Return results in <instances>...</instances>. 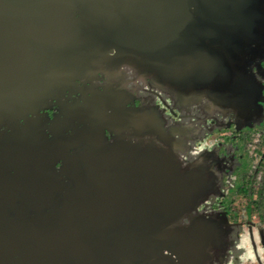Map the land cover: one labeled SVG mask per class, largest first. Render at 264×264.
I'll use <instances>...</instances> for the list:
<instances>
[{
    "label": "flooded vegetation",
    "instance_id": "obj_1",
    "mask_svg": "<svg viewBox=\"0 0 264 264\" xmlns=\"http://www.w3.org/2000/svg\"><path fill=\"white\" fill-rule=\"evenodd\" d=\"M179 1L174 25L151 43L115 20L81 21L84 5L65 4L76 38L42 63L35 94L0 102V264H197L195 218L206 207L189 203L172 213L187 177L175 172L187 171L197 149L186 143L197 128L182 124L188 114L177 117L171 105L189 93L186 83L197 85L196 94L208 92L198 85L218 72L230 73L229 82L213 87L228 95L220 99L243 110L251 101L250 112L262 117L251 130L231 131L242 152L214 193L216 219L225 226L244 219L264 256V77L252 96L240 71L248 67L247 42L257 36L264 0ZM257 71L264 73V58ZM139 92L153 99L151 108L140 109ZM169 127L186 135L178 154ZM198 141L209 155L221 143Z\"/></svg>",
    "mask_w": 264,
    "mask_h": 264
},
{
    "label": "rangeland",
    "instance_id": "obj_2",
    "mask_svg": "<svg viewBox=\"0 0 264 264\" xmlns=\"http://www.w3.org/2000/svg\"><path fill=\"white\" fill-rule=\"evenodd\" d=\"M263 17L264 6L262 10L259 11L258 18L255 22L257 36L254 33L249 34L250 39L247 42L249 56H246V60L249 61L248 67L244 65L245 69L240 68V71L244 70L247 72V75L242 77L244 79L241 80L252 82V96L253 94L259 93L260 88L258 87L257 90V85L260 84L257 77H264V73L257 71L258 60L264 58ZM234 72L237 74L235 69L231 70V73ZM221 74L222 72H218L212 77H207L204 83L198 85L200 88L204 86L203 89H209L207 90L208 92H197L196 94L192 91L198 88L197 85L191 87L186 83L188 88L185 89H188L189 93L182 95L181 100L179 99L182 105H171L177 117L181 115L185 117V114H188L186 119H182V124L187 121L191 125L195 124L193 127L197 128H195L196 130L192 128V131L194 129L195 133L193 135H188L186 143L187 146H195L197 149L188 156L187 171H185V169H180V171L178 170L175 172L176 176L180 174L183 176L187 172V177L181 180V183L183 182L185 184V195L176 198L172 213L176 214V212H178L180 214V210L185 207V204L188 205L189 203L198 207H206L205 210L196 214L197 218H195L198 219L197 221L199 222V239L197 242L199 253L197 254V260H200L197 261V264H264V256L262 257L259 250L258 239H260V237L257 235L255 236V233L252 231L251 233L246 231V228L242 226L244 219L241 221V226H225V224L222 223L224 221L222 217H219V220L216 219L215 204L213 205V202H215L214 193L220 188V179L227 175V172L235 165H238L236 163L239 160H236V158L239 152H242L239 146L234 143L231 131L239 133L245 129L251 130L256 126L253 124H260L258 121L262 117L260 113L250 112L251 101L246 100L244 102L247 108L243 110L241 107L233 109L231 106L224 103L226 100L223 102L222 99H220L224 97L226 99L228 95L221 94L222 92L216 93L213 87L223 86L225 82L230 81H225V77H228L230 73L224 72L222 77ZM130 75L131 72L129 73L127 70L123 73V78L127 76L130 77ZM136 75L138 76V74ZM221 78H224V81ZM206 82H208V85ZM220 83H222V85ZM142 86L143 88L139 89L149 87L146 84ZM144 96L145 92L138 93L139 102H142L141 98ZM164 96L165 95H162L160 99L162 100ZM145 98L146 96L143 98V101ZM152 100V98H149V100L146 99L144 104L139 106L140 109L144 110L151 108L150 103H155ZM158 104L162 106L163 102L158 100ZM186 107L187 110L185 109ZM162 116H165L167 120L170 118L167 115ZM200 123H202L201 126L199 125ZM165 132L167 134V140L172 143V146L174 145L175 150H178L177 154L180 153L185 146H183L182 142H184L186 135L182 134L181 137H178L177 134L174 133L179 134V132L174 127H169ZM172 138L174 140H172ZM195 138L199 140L198 143L201 140L204 141V139H209L210 146L214 143H221L214 145L210 151L211 155H209L205 152L204 146L202 147L201 143H199V146L195 144ZM174 158L176 159L175 154ZM176 168L178 169L177 166ZM245 173L250 172L248 169H245ZM234 182L235 181H233L232 184ZM208 204L213 205V207L209 208L207 206ZM251 221L254 223L256 218H251Z\"/></svg>",
    "mask_w": 264,
    "mask_h": 264
},
{
    "label": "water",
    "instance_id": "obj_3",
    "mask_svg": "<svg viewBox=\"0 0 264 264\" xmlns=\"http://www.w3.org/2000/svg\"><path fill=\"white\" fill-rule=\"evenodd\" d=\"M70 1L0 0L1 103H18L35 94L43 82L42 63L76 38L73 15L68 9ZM76 1L85 8L81 21L115 20L128 34L141 38L144 33L150 43V36L155 37L161 28L166 30L174 25L175 6L180 3L179 0ZM174 43L173 39L168 41L170 47Z\"/></svg>",
    "mask_w": 264,
    "mask_h": 264
}]
</instances>
